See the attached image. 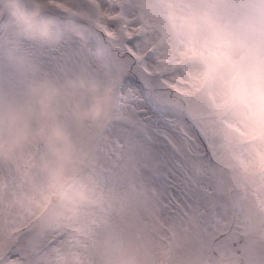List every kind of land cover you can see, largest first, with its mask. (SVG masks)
Wrapping results in <instances>:
<instances>
[{"label":"rangeland","instance_id":"rangeland-1","mask_svg":"<svg viewBox=\"0 0 264 264\" xmlns=\"http://www.w3.org/2000/svg\"><path fill=\"white\" fill-rule=\"evenodd\" d=\"M112 3L75 0L92 20L78 31L87 51L99 40L93 47L85 34L102 29V5ZM257 4L243 0L236 14L254 15ZM53 19L60 29L78 23ZM6 22L0 14V25ZM177 49L166 38V54ZM70 61L65 54L52 63ZM233 75L242 117L215 90L200 92L193 105L170 97L165 82L154 98L181 116L170 135L146 122L136 96L115 91L112 115L86 145L84 164L57 181L0 169V264H216L221 257L264 264V86L258 95L252 89L246 59ZM52 196L61 201L38 219Z\"/></svg>","mask_w":264,"mask_h":264},{"label":"clouds","instance_id":"clouds-1","mask_svg":"<svg viewBox=\"0 0 264 264\" xmlns=\"http://www.w3.org/2000/svg\"><path fill=\"white\" fill-rule=\"evenodd\" d=\"M139 3L163 35L194 58L197 71L220 67L234 74L246 59L249 84L259 94L264 0H258L254 15L236 14L243 0ZM0 14L7 18L0 25V169L57 181L84 164L93 133L106 128L119 79L83 57L87 49L78 31L92 20L75 0H0ZM57 14L78 23L60 29L53 19ZM65 54L71 61L54 68L53 58L58 62ZM216 264L231 262L221 257Z\"/></svg>","mask_w":264,"mask_h":264},{"label":"snow or ice","instance_id":"snow-or-ice-1","mask_svg":"<svg viewBox=\"0 0 264 264\" xmlns=\"http://www.w3.org/2000/svg\"><path fill=\"white\" fill-rule=\"evenodd\" d=\"M104 8L107 11L101 13L105 20L102 29L94 36L85 34L93 47L98 38L99 48L84 52L83 57L105 76L119 79L118 95L131 93L138 98L137 107L144 109L142 116L153 128L176 135L173 124L181 121L180 114L154 98L156 85L165 82L170 97L181 95L193 105L198 103L200 92L215 90L228 98V107L237 116H243L242 102L234 99V75L220 67L197 71L194 58L179 49L169 57L165 52L166 37L144 13L139 0H113L111 5H102ZM174 79L186 89L173 86ZM192 91L196 95H191Z\"/></svg>","mask_w":264,"mask_h":264},{"label":"water","instance_id":"water-1","mask_svg":"<svg viewBox=\"0 0 264 264\" xmlns=\"http://www.w3.org/2000/svg\"><path fill=\"white\" fill-rule=\"evenodd\" d=\"M60 201H61L60 197L58 196L52 197L50 200V204L47 206L46 210L42 213V216L48 214Z\"/></svg>","mask_w":264,"mask_h":264}]
</instances>
